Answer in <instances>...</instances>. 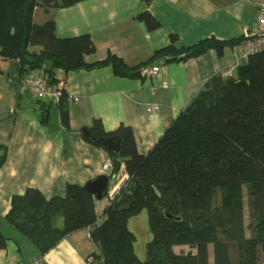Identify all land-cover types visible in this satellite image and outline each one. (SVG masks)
Instances as JSON below:
<instances>
[{
    "label": "trees",
    "instance_id": "16d2710c",
    "mask_svg": "<svg viewBox=\"0 0 264 264\" xmlns=\"http://www.w3.org/2000/svg\"><path fill=\"white\" fill-rule=\"evenodd\" d=\"M81 1L0 0V58L16 60L26 72L23 78L32 69L42 70L54 85L59 81L56 69L110 65L118 76L140 77V69L154 61H184L244 41L243 36L212 37L179 47L178 36L171 34L168 45L138 66L112 53L89 63L86 57L97 50L89 34L60 38L53 19L34 20L37 8L57 9ZM137 18L149 31L161 25L149 11ZM207 84L147 153L138 150L132 127L120 124L107 131L101 119H94L87 140L109 154L110 178H116L123 166L127 174L101 222L95 195L85 185L68 183L62 196L48 198L34 187L15 195L0 223L25 236L41 254L71 233L90 228L98 252L89 255L88 264H211V256L212 264H264V51L250 55L233 75H215ZM49 106L41 105L42 122L49 118ZM62 120L70 126L67 111ZM111 137L118 139L119 150L105 143ZM6 159L7 147L0 145V169ZM145 209L152 239L142 260L129 221ZM8 240L0 228V251ZM178 246L195 252H178Z\"/></svg>",
    "mask_w": 264,
    "mask_h": 264
},
{
    "label": "crops",
    "instance_id": "0c3cea01",
    "mask_svg": "<svg viewBox=\"0 0 264 264\" xmlns=\"http://www.w3.org/2000/svg\"><path fill=\"white\" fill-rule=\"evenodd\" d=\"M256 1L152 0L146 4L143 0H83L63 8H37L34 20L53 19L60 38L89 34L97 49L86 57L89 63L112 53L127 65L138 66L168 45L171 34L178 36L180 47L212 37L231 40L255 30ZM144 11L160 21L159 28L149 31L137 18ZM239 60L237 46H233L209 49L184 61H154L148 65L157 64L160 70L150 78L118 76L110 65L69 72L56 69L71 99L52 104L23 91L26 72L16 60L0 58V145L7 147V159L0 169V215L5 216L12 198L27 188H37L48 198L62 196L68 183L86 185L110 174V167L104 168L111 164L109 154L82 134L94 119H101L107 131L120 124L132 127L138 150L147 153L208 81L232 67L233 75ZM43 103L50 105L46 122L40 118ZM149 107L155 109L148 111ZM63 111L69 114V127L63 123ZM121 178L127 179L124 166L111 178L109 189ZM95 204L101 222L109 198L96 199ZM0 228L9 237L7 247L0 251V264H88L89 255L98 252L90 228L71 233L45 254L12 227L0 223ZM178 247L185 251L187 246Z\"/></svg>",
    "mask_w": 264,
    "mask_h": 264
},
{
    "label": "built area",
    "instance_id": "2783aa9c",
    "mask_svg": "<svg viewBox=\"0 0 264 264\" xmlns=\"http://www.w3.org/2000/svg\"><path fill=\"white\" fill-rule=\"evenodd\" d=\"M257 16H256V28L253 31H245L242 44L237 46V50L240 55V64L247 61L249 56L264 51V0L256 1ZM159 65H148L140 69V77L150 78L159 73ZM234 67L225 74V76L231 75ZM23 91L32 93L37 99L50 102L52 104H60L63 99H71V96L67 92L66 84L63 78H60L58 83L52 85L48 81V74L42 70L32 69L22 79ZM78 98H73V101H77ZM155 107H149L148 111H153ZM109 164H105L104 168L108 169Z\"/></svg>",
    "mask_w": 264,
    "mask_h": 264
},
{
    "label": "rangeland",
    "instance_id": "374dc122",
    "mask_svg": "<svg viewBox=\"0 0 264 264\" xmlns=\"http://www.w3.org/2000/svg\"><path fill=\"white\" fill-rule=\"evenodd\" d=\"M36 20H39L37 17ZM117 185H115L112 189L108 190V198H114L116 193H118L119 189L122 187V185L125 183L126 180L124 179H118ZM110 201V200H109ZM245 217H246V223H249V210H248V204H247V197L245 198ZM129 227L130 229L136 234L137 240L135 242V251L138 257L142 260L146 259V244L152 239V235L149 230V221H148V212L147 210H143L141 213H139L137 216H134L129 221ZM247 233L250 234L249 230H247ZM212 247V246H211ZM181 249V248H180ZM212 249V248H211ZM190 247H185V251H190ZM177 251H179V247L177 248ZM213 263V258L211 256V264Z\"/></svg>",
    "mask_w": 264,
    "mask_h": 264
},
{
    "label": "water",
    "instance_id": "95a60500",
    "mask_svg": "<svg viewBox=\"0 0 264 264\" xmlns=\"http://www.w3.org/2000/svg\"><path fill=\"white\" fill-rule=\"evenodd\" d=\"M207 84L206 86H208ZM82 134L84 137H89L91 135V132L88 128H83ZM105 143L113 150H119L120 149V143L118 142V139L116 137H111L108 139H104ZM110 176L109 175H100L94 180L89 181L85 188L95 195V198L98 200H101L104 198V195L109 190V184H110Z\"/></svg>",
    "mask_w": 264,
    "mask_h": 264
}]
</instances>
